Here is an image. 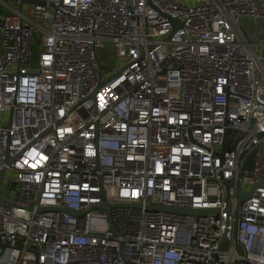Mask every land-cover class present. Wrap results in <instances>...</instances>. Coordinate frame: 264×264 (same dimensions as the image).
Listing matches in <instances>:
<instances>
[{"label":"built area","instance_id":"2783aa9c","mask_svg":"<svg viewBox=\"0 0 264 264\" xmlns=\"http://www.w3.org/2000/svg\"><path fill=\"white\" fill-rule=\"evenodd\" d=\"M43 1L0 0V264H264V0Z\"/></svg>","mask_w":264,"mask_h":264},{"label":"rangeland","instance_id":"374dc122","mask_svg":"<svg viewBox=\"0 0 264 264\" xmlns=\"http://www.w3.org/2000/svg\"><path fill=\"white\" fill-rule=\"evenodd\" d=\"M10 2V0H8ZM11 3V2H10ZM27 4H24L26 6ZM3 7L0 4V8ZM246 32L247 36L249 37L252 34H256V37L253 38V40H264V20H256V21H249L247 22V27L243 28ZM110 50V54L108 55V51ZM100 55L102 58V66L104 69L107 70H115L116 69V58L113 56L112 48L108 47V49L101 50ZM4 191L6 193L7 189H10V186L8 185V182L5 180L3 182Z\"/></svg>","mask_w":264,"mask_h":264},{"label":"water","instance_id":"95a60500","mask_svg":"<svg viewBox=\"0 0 264 264\" xmlns=\"http://www.w3.org/2000/svg\"><path fill=\"white\" fill-rule=\"evenodd\" d=\"M39 3V2H44L43 0H19V3H18V7L19 9L21 10L22 7H23V4L24 3ZM174 21V26L177 27L178 26V22L176 20H173ZM4 174H5V171L3 170L1 175H0V188L2 187V184H3V177H4ZM264 181H262L261 183H263ZM8 201L2 199L0 197V205H3V204H7ZM100 207L108 210L109 209V205L104 202L100 205ZM156 209H159V208H163V207H155ZM41 210H44V209H47L46 207H41L40 208ZM167 209H170V210H176V209H173V208H167ZM67 212L69 213H75L74 211H71V210H66ZM183 212H187V213H191V214H202V213H208V212H212L213 210H208V209H185V210H181Z\"/></svg>","mask_w":264,"mask_h":264}]
</instances>
